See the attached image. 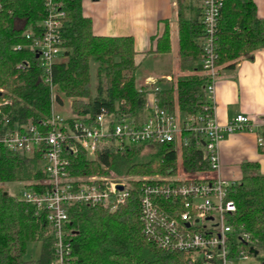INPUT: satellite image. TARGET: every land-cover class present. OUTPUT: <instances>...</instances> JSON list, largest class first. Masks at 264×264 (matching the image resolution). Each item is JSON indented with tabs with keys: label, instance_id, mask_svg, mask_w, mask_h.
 <instances>
[{
	"label": "trees",
	"instance_id": "1",
	"mask_svg": "<svg viewBox=\"0 0 264 264\" xmlns=\"http://www.w3.org/2000/svg\"><path fill=\"white\" fill-rule=\"evenodd\" d=\"M62 1L66 12L62 26L65 50L52 70L60 103L69 99L72 111L80 116H94L106 107L114 117L142 119L147 94L153 92L159 107L177 116L201 110L207 80L201 67L205 28L200 7L195 14L187 15L181 0H177L183 73L174 75L159 90L150 91L137 84L139 58L148 53L136 51L134 38L95 34L91 18L83 13V0ZM223 6L215 34V63L219 69L235 68L242 58H251L254 52L264 49V17L258 14L255 0H224ZM47 13L45 0H0V102L9 101L2 104L0 133L14 128L16 123H38L51 115L52 92L40 58L28 47L16 48L32 41L26 36L29 31L35 37L43 35L41 22ZM169 36L166 26L156 38V49L151 51L171 52ZM92 65L96 68L95 92ZM257 131L264 138V126ZM148 145L155 146L149 158L138 160ZM259 150L264 153V145ZM79 152L70 156L71 175L108 173L119 157L126 159L128 175H175L180 168L192 175L209 170L202 151L193 143L188 147H178L176 143L133 144L120 151L107 149L95 159L88 158L84 150ZM42 162L40 154L21 155L0 145V264H27L26 251L36 241L42 244L36 264H51L55 258L54 235L49 232L45 215H36L34 205L6 186L22 182L27 189L43 190L45 186L38 183L48 176ZM259 165L254 161L242 163L246 170H255ZM228 188V198L236 204L233 225L246 231L249 243L264 252V174L246 172ZM140 192V184L134 183L116 210L88 204L69 206L65 224L66 240L71 243L69 264H196L188 253L160 248L143 232ZM239 247L246 248L236 243L234 252ZM258 258L264 264V256Z\"/></svg>",
	"mask_w": 264,
	"mask_h": 264
},
{
	"label": "built area",
	"instance_id": "2",
	"mask_svg": "<svg viewBox=\"0 0 264 264\" xmlns=\"http://www.w3.org/2000/svg\"><path fill=\"white\" fill-rule=\"evenodd\" d=\"M205 34L201 39V67L206 76L202 108L197 113L177 116L159 107L154 94V103H147L142 119L129 116L114 117L106 107L94 116H80L71 112L63 114L56 105L57 100L52 80L54 64L65 50L62 29L66 17L62 0H45L47 17L41 22L43 35L31 39L27 46L39 54L45 81L52 92V112L49 118L40 122L28 120L16 123L14 128L0 133V145L21 155L40 154L43 169L48 179L39 182L45 188L41 191L31 188L21 193L22 198L34 205L36 215L44 214L49 232L54 236L55 258L51 264H69L71 243L66 240L65 224L69 220L71 204H88L116 210L122 205L133 184H140V206L143 232L160 248L180 250L188 253L196 264H255L259 259L250 252L253 247L250 235L233 225L236 204L228 198L231 185L222 173L220 144L226 133L257 132V145H264V138L258 133V123L247 115L239 113L230 122L222 124L217 117L216 90L219 68L216 65V31L221 18L224 0H200ZM23 63L19 65L22 67ZM144 87L159 90V79L149 76ZM153 93V92H152ZM9 104L8 100L0 102ZM176 143L178 147L194 144L203 153V160L209 170L203 173L183 176H118L111 170L104 174L71 175L68 168L70 156L81 150L88 158L107 149L123 150L133 144ZM123 187L120 189L119 187ZM167 202V203H165ZM183 211H179V208ZM172 209V210H167ZM246 248H238L236 243ZM263 264L259 259L258 263Z\"/></svg>",
	"mask_w": 264,
	"mask_h": 264
},
{
	"label": "crops",
	"instance_id": "3",
	"mask_svg": "<svg viewBox=\"0 0 264 264\" xmlns=\"http://www.w3.org/2000/svg\"><path fill=\"white\" fill-rule=\"evenodd\" d=\"M181 2L187 15L195 14L197 8H201L200 0ZM255 2L258 14L264 17V0ZM82 5L83 13L91 18V26L97 35L132 36L136 51L148 53L146 57L179 53L177 0H83ZM166 26L170 30L171 52L151 51L156 49V38L163 34ZM149 76L159 79L161 87L172 81L174 74L137 76L138 86H142ZM217 77L216 113L220 122L226 124L243 113L257 122L259 128L264 126V49L254 52L251 58H242L235 68H220ZM257 144L256 131L225 134L220 152L222 173L226 179L234 182L244 173L251 172L242 167L246 161L258 162L260 165L253 172L264 174V153Z\"/></svg>",
	"mask_w": 264,
	"mask_h": 264
},
{
	"label": "rangeland",
	"instance_id": "4",
	"mask_svg": "<svg viewBox=\"0 0 264 264\" xmlns=\"http://www.w3.org/2000/svg\"><path fill=\"white\" fill-rule=\"evenodd\" d=\"M139 68L137 70V76L141 75H160L163 73H173L174 75H178L179 73H182L183 70L180 67L179 64V53L176 51L175 53L171 54L170 56L164 55V54H159V55H152L146 58H139ZM95 65H92V84H93V92H95V86H96V68H94ZM141 82V81H140ZM150 91H152L150 88H148ZM147 103L153 104L154 103V95L152 92H148L147 94ZM56 110L58 112H61L63 114H68L71 112V101L67 98L64 99V104L63 106L56 105ZM155 146L148 145L141 155L139 156L138 160L143 161L147 160L149 158V155L152 153L154 150ZM126 159L124 157H119L115 160V164L112 166L111 171L114 172L118 176H146V175H128L126 174L127 168H128V163L125 161ZM44 163L42 162V166ZM253 169H249V171ZM176 176H183L184 173L182 171V168L179 169L177 173H175ZM174 175V176H175ZM147 176H152V175H147ZM146 176V177H147ZM24 183H19V182H9L6 184L8 187L9 191L11 193H23L26 190V187L24 186ZM41 242L36 241L32 242L28 246V251L26 254V259L29 260L27 264H36V260L39 259L40 255V250H41ZM260 256H264V252L259 253ZM259 260V259H258ZM258 260L256 258L253 259V262L256 264L258 263ZM240 264H246V262H240Z\"/></svg>",
	"mask_w": 264,
	"mask_h": 264
},
{
	"label": "water",
	"instance_id": "5",
	"mask_svg": "<svg viewBox=\"0 0 264 264\" xmlns=\"http://www.w3.org/2000/svg\"><path fill=\"white\" fill-rule=\"evenodd\" d=\"M36 56L39 57V54H37ZM119 188L122 189L123 187L120 186ZM250 252L253 253L255 256H258L260 253V251L254 247H250Z\"/></svg>",
	"mask_w": 264,
	"mask_h": 264
}]
</instances>
